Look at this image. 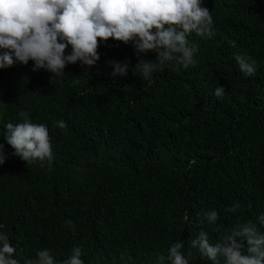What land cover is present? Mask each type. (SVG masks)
<instances>
[{"label":"trees","instance_id":"16d2710c","mask_svg":"<svg viewBox=\"0 0 264 264\" xmlns=\"http://www.w3.org/2000/svg\"><path fill=\"white\" fill-rule=\"evenodd\" d=\"M201 6L214 34L188 35L198 45L195 66L167 63L151 82L132 68L156 54L112 39L99 43L94 66L66 65L64 77L33 71L32 61L0 69L8 156L0 165V232L23 256L48 249L61 264L82 246L84 264H124L122 254L157 264L178 239L189 264H213L191 247L201 230L212 244L248 221L264 234V0ZM235 54L256 62L253 76L239 70ZM110 60L130 61L128 73L112 76ZM21 111L47 126L51 164L12 155L4 126L22 122ZM61 120L66 128L56 126ZM236 202L235 212L225 211ZM209 210L218 213L215 225L202 222Z\"/></svg>","mask_w":264,"mask_h":264},{"label":"clouds","instance_id":"9594fccd","mask_svg":"<svg viewBox=\"0 0 264 264\" xmlns=\"http://www.w3.org/2000/svg\"><path fill=\"white\" fill-rule=\"evenodd\" d=\"M202 0H0V69L11 67L15 62L34 64L33 71L44 69L54 77H64V68L80 62L92 67L100 59V42L109 39L131 44L136 53L154 52L155 61L141 57L132 68L151 82V76L170 62L187 69L195 66L196 43H190L188 35L195 33L203 38H211L213 16L202 7ZM71 52L65 55L68 47ZM234 60L239 70L246 76L256 73V62L242 54H235ZM112 67V76H124L129 71L130 61L106 62ZM225 89L217 86L215 95L222 97ZM20 123H7L3 137L14 150L12 155L24 162L54 159L49 131L44 124L33 123L26 112L21 111ZM59 128H66L61 120ZM8 159L0 144V165ZM192 163V162H190ZM239 202L225 211L235 212ZM203 221L215 225L218 213L215 210L201 213ZM184 220H188L187 214ZM264 225V214L258 217ZM65 224L73 230L71 220ZM4 226L0 224V229ZM192 248L199 251L213 264H264V234L251 221L238 223L229 229L215 244L209 242L208 233L201 230L197 238L190 241ZM184 242L177 239L166 257L160 261L167 264H189L181 249ZM23 248L17 250L7 234L0 232V264H57L50 250L42 249L22 255ZM18 254V258H17ZM82 246H73L70 255L61 264H84ZM223 258L219 263V258ZM124 264H135L134 259L122 254ZM22 260V261H20Z\"/></svg>","mask_w":264,"mask_h":264},{"label":"rangeland","instance_id":"374dc122","mask_svg":"<svg viewBox=\"0 0 264 264\" xmlns=\"http://www.w3.org/2000/svg\"><path fill=\"white\" fill-rule=\"evenodd\" d=\"M12 246L15 247V248L17 247V245L16 244H13V243H12Z\"/></svg>","mask_w":264,"mask_h":264}]
</instances>
